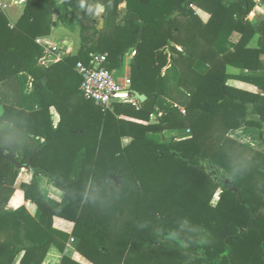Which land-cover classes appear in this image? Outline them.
<instances>
[{"label": "trees", "instance_id": "16d2710c", "mask_svg": "<svg viewBox=\"0 0 264 264\" xmlns=\"http://www.w3.org/2000/svg\"><path fill=\"white\" fill-rule=\"evenodd\" d=\"M23 1L22 14L14 27L5 12L6 6L0 2V85L26 74L33 79L44 102L45 93L52 92V83L60 79L66 90L74 88L73 69L79 62L89 65L90 53L106 55L107 69L116 71L122 66V57L136 50L132 90L149 100L156 97V106L161 99L172 103L160 104L164 112L160 118L155 110L147 113L143 107L137 111L127 105L116 106L114 115L86 101L93 103L94 108H90V114L87 111L90 117L85 116L76 133L44 120V112L28 113L14 105H4L0 115V147L20 164L31 162L29 169L33 170L34 179L31 184L22 185V190L26 201L42 211L48 224L42 227L35 222L26 207L15 212L5 209L21 171L9 161H0V264H13L20 254H24L20 264H44L52 245L63 254L70 236L53 229L54 217L74 223L72 236L79 240L77 251L83 257L94 264H106L103 261L111 248L115 255L121 251L118 243L113 249L110 236L108 249L100 245L111 220L122 212L116 202L117 190L109 189L114 184L110 178L119 176L124 186L123 177L127 175L140 183L155 177L157 192L162 191L158 194L166 198L163 202L184 212L188 210L187 215L195 220L204 237L203 245L193 241L191 244L204 252L206 264H264V187L258 189L250 183L255 179L250 166L255 164L250 159L254 150L227 137L231 132L230 137L238 135L245 141L242 129L254 128L264 144V78L231 76L226 71L228 66L264 71V21L255 25L246 20L259 0ZM124 4L127 15L119 21L118 9ZM100 5L105 7L110 27L105 34L99 33L93 19ZM193 7L207 13L209 23L201 24ZM60 11L76 20L73 48L65 62L44 68L40 66L43 50L36 40L51 34L54 16ZM191 18L193 25L188 28L184 21ZM255 37L258 47L251 49L249 45ZM172 45L182 47L183 51ZM168 50L172 54L169 66L165 55ZM167 66L163 75L162 69ZM231 79L253 84L261 94L229 87ZM173 104L185 108L187 115L182 116ZM252 116L259 120L251 119ZM186 130L192 133L189 139H164L165 132L177 131L181 135ZM149 134L164 138L155 141ZM122 137L132 139L124 149ZM259 155L258 170L263 177L264 153ZM197 161L217 168L219 177L196 167ZM39 176L49 178L64 192L65 204L61 209L46 202L37 182ZM221 178L233 185L225 186ZM211 180L217 186L210 185ZM202 181L204 187L199 185ZM213 187L221 189L215 207L201 201L204 188L206 201L211 204ZM231 188H237V192ZM192 195L198 199L189 200ZM253 233L259 235V240L253 239ZM164 239L171 237L166 235ZM251 247L257 251L253 253ZM60 264L79 263L63 256Z\"/></svg>", "mask_w": 264, "mask_h": 264}, {"label": "rangeland", "instance_id": "374dc122", "mask_svg": "<svg viewBox=\"0 0 264 264\" xmlns=\"http://www.w3.org/2000/svg\"><path fill=\"white\" fill-rule=\"evenodd\" d=\"M0 2L2 3V5L6 6L5 12L9 20L11 21V26L14 27V23L18 22V19L22 14L24 1L22 0L19 3L16 0H0ZM126 15L127 9L124 4L121 5L118 9V20L122 21L126 17ZM106 18L107 16L105 14V7L101 5L98 6L95 10L93 19L96 23V29L100 34L109 32L110 27ZM191 20L192 18L190 19V21ZM76 24V20L73 17L67 16L64 12L60 11L59 14L54 16V24L52 26L51 33L54 28H58V30H60L61 25H63L62 27L64 30L61 31V36H64V38H68L69 41L72 40L73 43V34L77 29ZM49 36H51V34ZM172 47L177 48L179 46L172 45ZM134 51L136 50L128 52L122 57V66L115 71L117 79L122 84L127 79H130L132 81L134 77V69L132 66V54ZM55 52H57V50ZM63 52H65L64 49ZM168 53L171 52H169L168 50ZM27 92L28 90L24 77H13L2 83L0 85V95L2 98L3 106L0 107V115L3 113L4 105L6 104L14 105L17 108H20L19 106L25 107V105H27L30 100ZM164 102H166L167 104L172 103V101L170 102L167 99H161L160 103L154 107V110L156 109L157 112L163 110L160 104H163ZM180 102H182V100L179 101V103ZM89 105L94 108L93 103H89ZM136 110L138 111V109ZM111 113L115 115V112ZM252 118H255L254 120L257 121L259 120L258 117ZM118 119L119 116L116 117V120ZM242 131L245 141L240 140L238 135L230 137L231 132H229L227 137L237 143L249 145L254 150V153L250 154L252 156V158L250 157V159L252 163L255 164L254 166H250L254 169L255 179H251L250 183L254 187H258V189H261L262 187H264V175L263 177H260L261 173L258 169H260L259 165H261V157H259V154L262 155V153H264V144L259 138V131L257 129L243 128ZM177 134V131H168L165 134V138H163L167 141L169 140L178 142ZM120 143L122 149H124L132 143V139L130 137H122ZM233 147H235L236 150H242L237 145H233ZM242 152L245 153L246 150H242ZM263 163L264 161H262V164ZM194 165L203 170L206 163L197 161ZM210 169L217 170V168ZM147 178L145 179L144 183H140L136 182L133 178H130V176L127 175L123 177V181L125 182L124 186H122V180L119 178V190V187H116L115 184L110 185L109 189H111L112 191L117 190L116 194H118V200L116 202L117 205H121L122 212H118L116 217L111 220L109 228H107L106 232L103 234L104 237L100 239V245L108 249V246L110 245V236V241H112V238L114 240V245H112L113 249L115 243H118V248L121 249V251L116 253L115 255L113 254L111 248L109 257L103 262L106 264H183L184 262H186L185 264H206L204 261V252L197 251L192 247L193 245L191 244V241H193V243L201 246V244L203 245L204 240V237L200 235L199 227L195 225V220L192 219L191 215H187L186 212L188 210L184 212L181 211L177 206L170 207L168 203L163 202V199L166 198L160 197L161 195L159 194L162 193V191L157 192L155 177L150 179ZM225 180L226 179H223V181ZM208 183L210 185H212L213 183L215 184V182L212 180L208 181ZM204 184L205 182H203L202 185L201 183L199 185L200 187H204ZM215 185L217 186V184ZM203 189L204 188H202L201 190L203 197L201 198V201L205 200L206 205H213L215 207L219 202V194L221 192L220 187L216 189L215 187L212 188L213 190H215V192L211 199V204H208V201H206V199L208 200V196H206V191H204ZM235 189L237 190V188ZM206 190H208L207 187ZM255 192L259 191L255 189ZM197 195L201 196L199 192H197ZM197 195H192L188 199L195 201L198 199ZM163 222H165V226L163 225ZM165 232H167L168 234H166ZM166 235L168 236V238L171 237V239L165 240L164 238L166 237ZM252 236L253 239L259 240V235L257 233H253ZM157 240L160 243H157ZM181 242L184 243L182 246H180ZM254 242L257 244L255 240ZM251 248V250H253V253L257 251V248ZM85 261L94 264L93 260L85 258ZM99 262H102V260H100Z\"/></svg>", "mask_w": 264, "mask_h": 264}, {"label": "crops", "instance_id": "0c3cea01", "mask_svg": "<svg viewBox=\"0 0 264 264\" xmlns=\"http://www.w3.org/2000/svg\"><path fill=\"white\" fill-rule=\"evenodd\" d=\"M193 10L195 11L196 17L200 20L201 24L206 25L207 23H209L210 16L207 13L195 7H193ZM246 20L252 22L255 25H258L260 22L264 21V0H259V4L253 10L250 16L246 18ZM184 25L187 26L188 28L191 27L193 25L192 20L190 21L189 19L187 21H184ZM62 26L63 25H61L60 30H58V28H54L51 33V36L43 37L44 39L51 41L54 46L58 48H62L65 51L62 52L61 61L54 64L52 63L48 64V66L44 68H50L52 66L65 62L66 58L70 55L72 51L73 48L72 40L69 41L68 38H64V36H61L62 34L61 31L64 30ZM236 38L237 37L232 38V40ZM257 47H258V37H255L253 41L250 43L249 48L256 49ZM177 48L182 49V47L180 46ZM165 55L169 60L168 61V66H169L170 58L172 57V54L166 53ZM168 66L162 69V74L163 72L165 74ZM73 71L74 72L72 74V78L74 80V88L70 90H66V85L64 81L60 79L52 83V87H51L52 92L49 91L45 93L44 102L41 101V99L38 96V93L33 85V79L26 74L19 75L20 77L25 78V83L28 90L27 93L29 95L28 97L30 98L28 104L25 105V107H21V106L19 107L27 111L28 113L44 112V115H42L44 120H49L51 124L55 123L56 125L59 126L62 125V127H64L66 131L73 133L80 131L85 121V116L90 117L89 114H90L91 106L89 105V102H86V100L83 99L82 94L80 92L81 78L75 72L74 69ZM226 71L227 74L231 76L264 78V71H258V72L244 71L242 69L234 68L232 66H228ZM227 85L229 87L244 92H248L251 94H261V91L255 85L237 79L229 80ZM132 92L135 91L132 90ZM87 111H89L88 115H86ZM155 111L157 112L156 109ZM252 117H257V116H252ZM251 119H255V118H251ZM166 133L167 132L164 133V137ZM75 136L76 135H73L74 138ZM149 137L155 141H159L160 139H162L160 135H154V134H149ZM89 147L92 148L91 146ZM33 179H34V172L32 169H28L20 172L19 178L17 179L14 185L15 191L10 197L9 201L6 203L5 209L9 212H15L21 207H26L29 215L35 220V222L41 224L42 227H46L48 224V219L44 216L42 211L37 208L36 205H34L29 201H26L25 193L22 190V185L31 184ZM37 182L39 184L42 194L45 197L46 202L57 210L61 209L65 204L64 192L59 188H57L55 183L45 176L37 177ZM52 226L53 229H55L56 231L62 234L69 235L70 238L65 244L66 245L65 251L63 254L59 251V249L55 245H52L47 253L44 264H60L61 258L63 256H67L79 264H92L86 262L85 258L77 251V245L79 243V240L76 237L72 236V232L75 227L74 223L59 217H54L52 220ZM58 239L60 240V238ZM23 256L24 254H20L16 258L13 264H20Z\"/></svg>", "mask_w": 264, "mask_h": 264}, {"label": "built area", "instance_id": "2783aa9c", "mask_svg": "<svg viewBox=\"0 0 264 264\" xmlns=\"http://www.w3.org/2000/svg\"><path fill=\"white\" fill-rule=\"evenodd\" d=\"M38 46L43 50V56L40 59V64L47 67L48 64H54L62 59V48H58L52 44L51 41L40 37L36 40ZM55 47V48H54ZM57 50V52H55ZM178 51L182 49L177 48ZM136 51L133 52L132 58H135ZM89 65L82 62L76 64L74 70L81 78L80 92L82 97L89 102H93L96 106L100 107L105 112H114L116 106H133L140 110L143 105L135 97L132 92V81L125 80L122 84L119 82L115 75V71L107 69L106 64L108 58L98 52L89 54ZM173 107L180 111L182 116H186L185 108L173 104ZM161 118L164 114L162 110L159 112ZM192 133L186 130L184 134L178 135V141L191 138Z\"/></svg>", "mask_w": 264, "mask_h": 264}, {"label": "water", "instance_id": "95a60500", "mask_svg": "<svg viewBox=\"0 0 264 264\" xmlns=\"http://www.w3.org/2000/svg\"><path fill=\"white\" fill-rule=\"evenodd\" d=\"M143 37V33H142V36L141 38ZM132 62L134 63L135 62V59L132 60ZM134 95L135 97L141 102V104L143 105V109L145 112L147 113H151L154 111V107H155V104L157 102V98H153L151 100L148 99L147 96L145 95H142V94H139L137 92H134ZM2 160H6V161H9L11 162L17 169H19L20 171L22 170H28L30 167H31V162L27 165H23V164H20L17 162V160L13 157V155L11 154H7L1 147H0V161ZM204 169H205V172L214 177V178H218L219 177V174L217 171L215 170H211L209 167L207 166H204ZM110 180L112 182H114L115 186L116 187H119L120 185V180H119V177L118 176H112L110 178ZM224 185L225 186H232L233 183L229 180H225L224 181ZM232 191L234 192H237V190L235 188H231Z\"/></svg>", "mask_w": 264, "mask_h": 264}, {"label": "flooded vegetation", "instance_id": "af4514ba", "mask_svg": "<svg viewBox=\"0 0 264 264\" xmlns=\"http://www.w3.org/2000/svg\"><path fill=\"white\" fill-rule=\"evenodd\" d=\"M221 179H222V181H223L224 178H221ZM223 183H224V181H223Z\"/></svg>", "mask_w": 264, "mask_h": 264}, {"label": "clouds", "instance_id": "9594fccd", "mask_svg": "<svg viewBox=\"0 0 264 264\" xmlns=\"http://www.w3.org/2000/svg\"><path fill=\"white\" fill-rule=\"evenodd\" d=\"M100 10H102V9H100Z\"/></svg>", "mask_w": 264, "mask_h": 264}]
</instances>
